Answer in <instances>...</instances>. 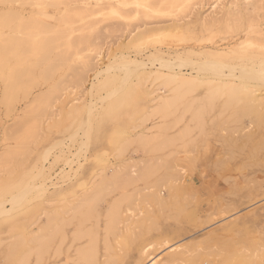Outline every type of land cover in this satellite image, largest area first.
<instances>
[{"label":"rangeland","instance_id":"rangeland-1","mask_svg":"<svg viewBox=\"0 0 264 264\" xmlns=\"http://www.w3.org/2000/svg\"><path fill=\"white\" fill-rule=\"evenodd\" d=\"M71 1L57 7L47 6V15L59 16L66 7H74L76 12L85 7L87 11L89 7V13L92 10V14L83 20L94 23L92 27L96 30L99 27V31H102L98 40L101 41L99 51H83L86 55L92 53L91 57L81 51H69V54L72 53V57H68L70 59L66 58L69 54L62 56L65 58L60 55L64 62H61L62 59H58L59 64L58 60L55 62L62 66L58 69L52 67L49 74L52 77L46 73L48 70H42L45 76H49L44 82V73L39 70L42 66H37L34 71L37 77H34L35 81L32 78L34 84L30 86L32 89L26 87L31 92L28 90L25 93L27 98L22 96V91L24 95L26 89L21 88L19 93L16 92L18 95L15 94L13 98L16 103L11 104V111L10 108L7 110L1 99L5 83L2 81L11 65L15 66V60L12 59L7 68L0 70V158L4 154L12 155V159L9 155L10 160L7 157L0 161V184L6 181L3 185L5 188L0 185V191L4 189L0 197H9L5 202L9 209L13 204L10 196L18 186L16 182L35 180L37 185L23 204L11 209L4 217L0 215V264H151L152 259H157V264H167L169 257L183 248L188 250L186 258L178 255L177 258L181 259L173 264H187L191 258H197L198 264H230L232 260V264L236 260L235 264H245L246 260H241L244 257L248 260L250 258V264H264V81H243V84L237 80L235 84H229L226 83L228 79H217L212 74L197 75L191 65H185L181 71L178 66L174 67L187 77L184 86L179 87V83L173 79H167L166 76L162 78L165 74L155 73L160 67L161 57L174 60L178 54L184 57L189 54L192 59L203 61L217 57L212 55L213 52L219 53L217 50H221L220 53L226 52V57L220 58L227 59L229 65L253 58L255 61L251 63L257 66L264 53V50L257 47H264V0H190L192 6L185 8L182 13L152 11L150 17L149 14L144 17L140 13L131 12V8L136 7L132 0L124 3L119 0H89L86 3ZM151 1L156 4L152 2L156 10L162 9L164 0ZM100 3L103 7H100ZM10 4L0 3V8L5 5L7 9L21 11L24 17L29 18L38 13L39 20L44 18L38 16L39 8L31 3L23 6L20 2ZM112 4H117L115 15L110 14L113 11ZM126 17L128 19H125V23ZM174 17L183 22H177ZM48 18V21L52 20ZM83 20L75 21L76 25L73 23V26L83 24ZM174 21L179 25H174ZM134 28L135 31H144V44L141 41L137 46L129 42V32ZM245 40L251 42L254 48L249 51L229 50ZM57 52L52 57L56 58L57 54L65 51ZM95 54L97 57L90 61H95L96 67L86 70V59H93ZM122 59L135 61L137 65L142 61L145 66L137 67L140 77L136 69L130 73L126 71L119 63ZM82 60H85V64ZM65 62L71 64L74 70L69 69ZM75 72L78 76L81 72L80 79ZM236 73L240 75L238 70ZM113 78L115 80L109 81ZM61 80L65 88H61L62 91L59 89V93L58 88L55 91L54 85ZM122 81H125L123 90L118 88ZM236 82L242 83L244 87L245 96L240 101L228 97L229 86L239 85ZM51 88L57 99L52 107H47L44 117H38L40 121L35 120L41 124L37 132L36 128L31 127L33 119L26 125L24 120L26 122L27 117L32 118L30 114L33 118L39 116H34L39 108H35L37 103L33 99ZM115 89L113 95H107ZM125 93L132 99L127 98ZM175 95L181 99H174ZM169 97L172 100L168 108L158 112L155 107L162 98ZM94 103L95 109L89 119L87 146L82 147V141L86 140L83 132L79 130L78 135L71 136ZM28 109H32L31 112L27 113ZM20 120L25 126H21L24 130L18 129L23 131L19 135L17 128ZM27 128L30 132L26 131ZM144 136L150 140L156 139L144 146L141 140ZM21 138L24 142H20ZM14 150L19 153L17 156ZM176 160L187 170L185 181L176 180L175 173L179 169L174 166ZM133 169L134 172L144 169L145 176L130 178L128 174ZM116 170H119L116 183L109 185L108 181L103 182L104 178L109 179ZM21 177L26 181H21ZM38 184H44L43 189H37ZM112 209L117 213H113ZM113 218L117 219L116 223H112ZM109 223L113 224V231L108 230ZM54 224L62 228L57 226L56 229ZM53 228L56 235L53 234ZM59 234L62 241H59ZM42 236L46 245L37 241V237ZM47 236L52 237L51 241ZM94 238H97L96 255L85 260L80 250L85 246L90 249V241ZM143 249H148L151 256L143 255ZM237 252L243 256L235 257Z\"/></svg>","mask_w":264,"mask_h":264},{"label":"bare ground","instance_id":"bare-ground-1","mask_svg":"<svg viewBox=\"0 0 264 264\" xmlns=\"http://www.w3.org/2000/svg\"><path fill=\"white\" fill-rule=\"evenodd\" d=\"M66 1V0H65ZM65 1L64 0H0V3H3V4H5V3H8L9 2V4L10 3H12V2H20V5L21 6H23L25 3H31L30 5H35V6H37L38 8H39V17L40 18H42L41 16H44V18L45 17H49L50 19H52L53 21H55V22H51L50 20L48 21L47 20V18H46V21H44V18H43V20H39V18L37 17V14L38 13H36L35 15L36 16H31L30 15V17L28 18V17H24V15L22 14V12L21 11H18V12H15L13 9H7L6 7H4L5 5H3V7H1L0 8V70H2V69H5V68H7L9 65H8V63L13 59V60H15V62L13 63V64H15V66H13V65H11L10 67L11 68H9L8 69V72H7V75H6V77L4 78V80L2 81V79L0 80V81H2V83L3 82H5L4 83V90H3V97L1 98V99H3V102H4V104H5V107L7 108V110H8V108H10L9 109V111H11L12 109H13V106H12V109H11V104L13 105V101H15V100H13V98H15V94H17L18 95V91H20V89L22 88V89H26V87L28 88H30V89H32L30 86L32 85L33 86V82H32V78L34 79V77H35V75H34V71H35V69L37 68V66H42V69H39L40 71H44L45 69L46 70H48L46 73H48V75L50 74V71H51V69H52V67H57V69L59 68V66H62L61 64L58 66L55 62H57V60L58 59H62V58H65V57H62V56H64V55H66V54H69L68 52L69 51H77V53H79V51H81V52H83V51H99L100 49H101V47H99V43L101 42H99L98 40L101 38V32L102 31H99V27H97V30L94 28V27H92V25L94 24H92L90 21H87V22H85V20H83L84 18H86L87 16H89L90 15V13L92 14V10H90L91 12L89 13V7L87 8L88 10V12L86 11V10H84L85 8L83 7V5H81V7H83L84 9H81V8H79V10L76 12V10H74V7H72L71 9H68V7H66V9H64V11H62V12H60L59 13V16H49V15H47V13H46V7L47 6H49L50 7V5L53 7V6H55V7H57V6H59L60 4L61 5H65L66 3H68L69 1L72 3V1L71 0H69L68 2H66L65 3ZM74 1V0H73ZM82 3H86L87 1H89V0H80ZM99 1V0H98ZM120 1V3H124V1H131V0H119ZM151 0H132L131 2H134L135 3V5H136V7H134V8H131L132 10H130L131 12H136V13H140V15L142 14V15H144V17L146 16L147 17V15L150 13V12H152V11H156V12H162V11H165V12H167V11H171V12H168V13H172V12H177V13H182V11H184V9L185 8H187V7H189L190 5L192 6V4H191V2L192 1H190V0H164V2L162 3V5H163V7H162V9H159V10H156L154 7H152V5H153V1H151ZM64 2V3H63ZM69 2V3H70ZM153 2V3H152ZM156 2V1H155ZM102 3H104V2H102ZM101 4V3H100ZM100 4H99V6H100ZM106 4V3H105ZM108 4H110V3H108ZM155 4V3H154ZM160 4V3H159ZM158 4V5H159ZM8 5V4H7ZM11 5V4H10ZM25 5H27V4H25ZM69 5V4H68ZM104 5V4H103ZM116 5L117 4H115V6L112 4V10L113 11H111V13L110 14H116L117 13V11H115L114 9L116 8ZM156 5V4H155ZM97 6V5H96ZM105 6V5H104ZM109 7H110V5H108ZM126 6H128V5H126ZM37 7H35V8H37ZM100 7H103L102 6V4H101V6ZM108 7V8H109ZM117 7H119V6H117ZM132 7V6H131ZM157 7V6H156ZM119 8H121V7H119ZM158 8V7H157ZM190 8H192V7H190ZM48 9V8H47ZM57 9V8H56ZM76 9V8H75ZM102 9V8H101ZM107 9V8H106ZM105 8H104V10H106ZM122 9V8H121ZM130 9V8H129ZM189 9V8H188ZM73 10V11H72ZM84 10V11H83ZM108 10V9H107ZM123 10V9H122ZM187 10V9H186ZM33 11H34V9H33ZM99 11V10H98ZM127 11H129V10H127ZM126 12V11H125ZM95 13V12H94ZM106 13V12H105ZM121 13H122V11H121ZM167 13V14H168ZM31 14H33V13H31ZM107 14V13H106ZM124 14V13H123ZM127 14V13H126ZM166 14V15H167ZM176 14V13H175ZM192 14V13H191ZM132 15V14H131ZM136 15H138V14H136ZM150 15L151 14H149V16L148 17H150ZM128 16H130V15H128ZM140 17V16H139ZM48 18V19H49ZM112 18V17H111ZM137 19H138V17H136ZM142 18V17H141ZM175 18V20H176V18L177 17H174ZM187 18V17H186ZM89 18H87V20H88ZM119 19V18H118ZM123 19V18H122ZM125 19H128L127 17L126 18H124V20ZM77 20H83L84 22H82L83 24H81V23H79L78 24V26H75L76 25V22L75 21H77ZM99 20V19H98ZM132 20V19H131ZM182 19H180V18H177V22L178 21H181ZM176 21H174V25H176V26H178L179 24H177L176 23ZM77 22H79V21H77ZM127 22V20H125V23ZM181 22H183V21H181ZM70 24V25H67V24ZM73 23H75V25L73 26ZM158 23V22H157ZM124 24V23H123ZM95 25V24H94ZM116 27V26H115ZM128 27V26H127ZM140 27V26H139ZM138 27V28H139ZM185 27V26H184ZM124 28V27H123ZM175 28V27H174ZM173 29V28H172ZM239 29V28H238ZM136 30V28H134V29H131V31L129 32V37H128V39H129V42H131V44H133V45H137L138 46V44L141 42V41H143V38H144V31H135ZM155 36V35H154ZM156 36H158V35H156ZM213 36V35H212ZM146 38V37H145ZM160 38V37H159ZM146 40V39H145ZM210 40H211V37H210ZM148 41V40H147ZM213 41V40H212ZM150 43V42H149ZM160 43V42H159ZM212 43V42H211ZM252 43H254V42H252ZM142 44V43H141ZM143 44H144V41H143ZM155 44V43H154ZM156 44H157V42H156ZM236 44V43H235ZM237 45V46H236ZM234 47H230L229 48V50L230 51H237V50H243V51H249V50H251V48H254L253 46H252V44H251V42H249L248 40H245V41H243L242 43H237ZM259 49H262V51L264 50V47H262L261 48V46L260 45H258L257 46ZM255 48H256V45H255ZM225 49V48H224ZM55 51H65L64 53H61L60 52V54H57V57L55 58V56L54 57H52L53 55V53L55 52ZM158 51H161L162 52V50H159L158 49ZM178 51V50H177ZM217 51H219V53H215V52H213L212 53V55H215V56H217V57H210L209 59H205V60H194V59H192L191 57H189V54H188V56L187 57H184V56H182L181 54L179 55H177L176 57H175V59L174 60H172V59H168V58H164V57H161L160 58V60H159V64H160V67L155 71V73H157V74H161V75H164V76H162V78H164L165 76L167 77V79L169 78V79H173L174 81H176V82H178L179 83V87L181 86L182 87V85L184 86V84L187 82V77L185 76V74H183L182 72L180 73L179 71H181V67L182 66H185V65H191V69H193V70H195V72L197 73V75L198 74H201V73H207V74H212V75H214V76H216V78L217 77H219L220 79H228V82H226V83H234L235 84V81H237V80H240V81H242V83H243V81L244 82H247V81H264V53H262L261 55V57H260V60L258 61L259 63H257L258 65L256 66L255 64H252L251 62L253 61H255V59L253 60V58H247V60L246 61H243V62H241V63H234L233 65H229L228 64V61H227V59L225 60V59H223V58H220V57H226V55H224L226 52L224 51V52H221L220 53V51L221 50H217ZM223 51V50H222ZM57 52V53H58ZM239 52V51H238ZM66 53V54H65ZM84 53V52H83ZM163 53V52H162ZM190 53V52H189ZM211 53V52H210ZM241 53V52H240ZM72 53L70 52V54L69 55H67L66 56V58H68V57H70V55H71ZM85 54V53H84ZM87 54V53H86ZM85 54V55H86ZM90 54V53H89ZM92 54V53H91ZM90 54V55H91ZM196 54V53H195ZM200 54V56H201V52L199 53ZM206 54V53H205ZM234 54H238V53H234ZM233 54V55H234ZM247 53H245V55H246ZM59 55V56H58ZM60 55H61V57H60ZM80 55V54H79ZM84 55V56H85ZM90 55H86V56H89V57H91ZM96 56L95 57H93V59H86V61L87 62H85V60L83 61L82 60V62H83V64H85L86 63V70H87V68H88V70L89 69H91V67L92 68H94V67H96V65H97V63H95V61H94V63H93V61H92V63H91V61L90 60H94L96 57H97V54H95ZM211 55V56H212ZM232 55V56H233ZM242 55H244L243 53H242ZM191 56V55H190ZM208 56H210V54L208 55ZM231 56V55H230ZM237 56V55H236ZM235 56V57H236ZM238 56H240V55H238ZM247 56V55H246ZM245 56V57H246ZM71 57H72V55H71ZM74 57V56H73ZM81 57V56H80ZM228 57H229V55H228ZM227 57V58H228ZM234 57V56H233ZM243 57V56H242ZM32 58H35L34 59V61L33 62H31V59ZM54 58V59H53ZM75 58V57H74ZM73 58V59H74ZM77 58H78V56H77ZM84 58V57H83ZM86 58H88V57H86ZM201 58H202V56H201ZM206 58V57H205ZM68 59H70V58H68ZM72 59V58H71ZM60 60H58V64L60 63ZM64 59H62V63L64 62L63 61ZM76 60V59H75ZM75 60H73V61H75ZM79 60H81V59H79ZM229 60H230V58H229ZM71 60H67V62H70ZM250 61V62H249ZM85 62V63H84ZM81 63V62H80ZM91 63V64H90ZM122 66H123V68L126 70V71H132L133 69H136L137 70V75L139 76V72H138V69H137V67L139 68V65H141V66H145L144 65V63L141 61H139L138 62V64L139 65H137V62H135V61H128V60H126V59H122L120 62H119ZM55 64V65H54ZM65 64H66V62H65ZM65 64H63V66L65 65ZM67 66L69 65V64H66ZM71 65V64H70ZM70 65H69V69H71V67H70ZM175 66H178L180 69H179V71H177L174 67ZM48 68V69H47ZM85 68V67H84ZM53 69H55L56 71H57V69L56 68H53ZM62 69V68H61ZM60 69V70H61ZM72 69H73V67H72ZM71 69V70H72ZM145 69V68H144ZM143 69V70H144ZM45 70V71H46ZM54 70V71H55ZM74 70V69H73ZM136 70H134V72L136 71ZM236 70H238V72L240 73V75H238L237 73H236ZM37 71V70H36ZM42 71V74H39V76L40 75H42V76H44V80L42 81V82H44V81H47L48 79H49V76H51V75H49L48 77L47 76H45L46 74H45V72H43ZM4 72V71H3ZM6 72V71H5ZM83 72V71H82ZM141 72H142V70H141ZM140 72V73H141ZM165 72H167V73H165ZM2 73V72H1ZM41 73V72H40ZM76 73V72H75ZM87 73V72H86ZM130 73V72H129ZM135 73V74H136ZM149 73H151V72H149ZM154 73V72H153ZM192 73V72H191ZM3 74V73H2ZM53 74V73H52ZM98 75L100 74V73H97ZM126 74V73H125ZM143 74H144V72H143ZM76 75H77V73H76ZM80 76H81V72H80V74H79ZM98 75H96V77H98ZM197 75H195V76H197ZM211 75V76H212ZM78 76V75H77ZM76 76V77H77ZM80 76H78V78L80 77ZM191 76V75H190ZM210 76V77H211ZM37 77V76H36ZM35 77V78H36ZM52 77V76H51ZM55 77V76H54ZM58 77V76H57ZM84 77V76H83ZM91 77V76H90ZM119 77V76H118ZM140 77V76H139ZM149 77V76H148ZM154 77H155V75H154ZM161 77V76H160ZM159 77V78H160ZM209 77V78H210ZM38 78H40V77H38ZM37 78V79H38ZM74 78V77H73ZM78 78H76L75 80H77ZM81 78V77H80ZM79 78V79H80ZM85 78V77H84ZM87 78L88 77H86V80H87ZM125 78H126V76H125ZM143 78V77H142ZM51 79V78H50ZM72 79V78H71ZM140 79V78H139ZM191 79H193V78H191ZM197 79V78H196ZM214 79V78H213ZM218 79V78H217ZM217 79H216V81H217ZM41 80V79H40ZM75 80H74V82H75ZM112 80H115V78H113V79H111V80H109V81H111L112 82ZM141 80V79H140ZM143 80V79H142ZM156 80V79H155ZM154 80V81H155ZM200 80V79H199ZM205 80V79H204ZM34 81H35V79H34ZM54 81V80H53ZM56 81V80H55ZM59 81V80H58ZM72 81V80H71ZM83 81V80H82ZM126 81V80H125ZM125 81L123 82H119V83H121L119 86H118V88L119 89H122L123 88V86L125 85ZM201 81H203V80H201ZM215 81V80H214ZM40 82V81H39ZM61 82H62V84H63V81L61 80L58 84L57 83H55V85H54V87L56 86V89H55V91L57 90V88H58V90H57V92L59 91V89L61 90V88H65V86H63L62 84H61ZM213 82V81H212ZM51 83V82H50ZM106 83H108V82H106ZM237 83V82H236ZM242 83L240 84V83H237V84H239V85H232V86H229L230 87V89H229V96L228 97H230L229 99L230 100H238V101H240V100H243L244 98V96H245V94H244V87H243V85H242ZM36 85H38V83H35ZM52 85H53V83H51ZM57 84V85H56ZM67 84V83H66ZM167 83H165V85H166ZM223 84V83H222ZM244 84V83H243ZM248 84V83H247ZM246 84V85H247ZM35 85V86H36ZM41 85H42V83H41ZM50 85V84H49ZM65 85V84H64ZM113 85V84H112ZM169 85V84H168ZM171 85V84H170ZM177 85V84H176ZM175 85V86H176ZM224 85V84H223ZM245 85V86H246ZM252 85V84H251ZM34 86V87H35ZM1 87H2V84H1ZM126 87V86H125ZM48 88H50V87H48ZM47 88V89H48ZM117 88V89H118ZM173 88V87H172ZM255 88V87H254ZM1 89V88H0ZM114 89V88H113ZM117 89H115V90H112V92L110 93L109 92V94H107V95H113L114 94V92L117 90ZM174 89V88H173ZM227 89V88H226ZM249 89V88H248ZM29 89H26V91L24 92V95H23V91H22V96L24 97L25 96V98H27V96L25 95V93L28 91ZM123 90V89H122ZM178 90H179V88H178ZM251 90V89H250ZM62 91V90H61ZM119 91H121V90H119ZM125 91V90H124ZM172 91V90H171ZM170 91V92H171ZM16 92H18V93H16ZM28 92H31L30 90L28 91ZM54 89L52 90V88H51V90H47V91H44V92H41V93H39V95L37 94V96H35V100L33 99V101H35V103H37L36 105L34 104V106H36L35 108H39L38 110H36L35 111V109H34V111L36 112V114L34 115V116H37V115H39V116H37V118L35 117V118H33V116H31V114H30V117H32V118H29V117H27V119H26V115L24 116L25 118L24 119H26V122H25V120H24V123H25V125L27 124V122L28 123H30V121L33 119L34 121H33V123H31V127L32 128H36L37 129V132H38V129L39 128H41L40 127V122H36L35 120H39V118L38 117H44V115H45V113L47 112V110H48V108L47 107H52V105H53V102L57 99L56 98V96H53L54 95ZM57 92H55L56 94H57V96H58V93ZM127 92H131L130 90L128 91L127 90ZM21 93V92H20ZM59 93H60V91H59ZM119 93H121V92H119ZM123 93V92H122ZM226 93V92H225ZM252 93V92H251ZM254 93V92H253ZM256 93H257V89H256ZM124 94V93H123ZM126 94V93H125ZM132 94H133V92H132ZM183 94V93H182ZM181 94V95H182ZM228 94V93H227ZM243 94V95H242ZM129 95H131V93H129ZM61 96V95H60ZM124 96V95H123ZM123 96H122V98H123ZM126 96H127V94H126ZM125 96V97H126ZM166 97H167V95H165ZM28 97H29V95H28ZM59 97V96H58ZM131 97V96H130ZM129 96H127V98H130ZM160 97V96H159ZM180 96L179 95H175V97H174V99H177V98H179ZM261 97V96H260ZM17 98H18V96H17ZM55 98V99H54ZM60 98V97H59ZM161 98V97H160ZM170 98V97H169ZM166 99V98H162V100H161V102L157 105V107H155V108H157L158 109V112H162V111H164L165 110V108H168L167 107V105L168 104H170V101L172 100L171 98L170 99ZM184 97L182 96V99H183ZM263 98V97H262ZM21 99H22V97H21ZM131 99H132V97H131ZM179 99H181V98H179ZM229 99H227V100H229ZM253 99V98H252ZM264 99V98H263ZM118 100V99H117ZM125 100V99H124ZM124 100H123V102H124ZM130 100V99H129ZM158 100H160V99H158ZM226 100V101H227ZM256 100H257V98H256ZM260 100V99H259ZM19 101V100H18ZM79 101V100H78ZM126 101V100H125ZM128 101V100H127ZM181 101V100H180ZM258 101V100H257ZM132 102V101H131ZM173 102H174V100H173ZM227 102H230V101H227ZM262 102V101H261ZM16 103V102H15ZM15 103H14V105H15ZM125 103V102H124ZM129 103H130V101H129ZM237 102H235V104H236ZM247 103V102H246ZM111 104V103H110ZM113 104V103H112ZM117 104V103H116ZM227 104V103H226ZM118 105V104H117ZM123 106H124V104H122ZM8 106V107H7ZM75 106V105H74ZM122 106V107H123ZM131 106V105H130ZM170 106V105H169ZM171 106L173 107L174 105H172L171 104ZM224 106H225V104H224ZM258 106H260V104L258 105ZM76 107H77V105H76ZM95 107V103H94V105L93 106H91L90 108H89V110H88V112L86 113V115H85V119H83L82 121H81V123H80V125L78 124V127H77V130H76V132L71 136V137H74L75 135H78V131L79 130H81L82 132H83V137L84 138H86V140H84V141H82V147H83V145L84 146H87V142H88V138H89V131H90V125H89V119H90V115H91V113H92V111H93V108ZM235 107V106H234ZM32 108H34V107H32ZM40 108H44V109H40ZM124 108V107H123ZM183 108V107H182ZM239 108V107H238ZM260 108V107H259ZM95 109V108H94ZM261 109V108H260ZM32 110V109H31ZM31 110H27V113H28V111H30L31 112ZM41 110V112H39ZM167 110V109H166ZM188 110V109H187ZM198 110V109H197ZM123 111V110H122ZM256 111V110H255ZM29 112V113H30ZM71 112H72V110H71ZM119 112V111H118ZM153 112V111H152ZM154 112H156V110L154 111ZM195 112V111H194ZM236 112V111H235ZM261 112V111H260ZM26 113V112H25ZM41 113V114H40ZM159 113V114H160ZM199 112L197 111V114H198ZM263 114H264V112H262ZM34 114V113H33ZM32 114V115H33ZM69 114H70V111H69ZM9 115V114H8ZM122 115H124V113L122 114ZM10 116V115H9ZM195 116V115H194ZM47 117V116H46ZM49 117V116H48ZM157 117V116H156ZM198 117V115L196 116V118ZM229 117V116H228ZM164 118H165V116H164ZM194 118V117H193ZM241 118V117H240ZM28 120V121H27ZM161 120H163V117H162V119ZM40 121V120H39ZM258 122H259V120H257ZM23 121H21L20 120V123H19V126H18V128H17V132L19 133V135L23 132H21L20 130L18 131V129L20 128L21 130L24 128V126L25 125H22L23 123H22ZM161 123V122H160ZM164 124V123H163ZM261 124V123H260ZM160 125V124H159ZM203 125V124H202ZM201 125V126H202ZM23 128H22V127ZM66 126V125H65ZM158 126V125H157ZM190 126V125H189ZM29 127V126H28ZM30 127V128H31ZM197 127V126H196ZM29 128V129H30ZM31 128V129H32ZM64 128V127H63ZM66 128H67V126H66ZM153 128V127H152ZM186 128V127H185ZM70 129V128H69ZM149 129H151V128H149ZM161 129V128H160ZM24 130V129H23ZM28 130V128L26 129V131ZM26 131H25V134H26ZM29 131V130H28ZM185 131H187L186 129H185ZM201 131V130H200ZM21 132V133H20ZM30 132V131H29ZM33 132V131H32ZM37 132L35 131V135L37 134ZM159 133V132H158ZM192 132H190L189 134H191ZM30 134V133H29ZM187 134V133H186ZM189 134H187V135H189ZM27 135V137L29 136L28 134H26ZM25 135V136H26ZM157 135V134H156ZM12 136V135H11ZM18 136V135H17ZM31 136H33V134H31ZM30 136V137H31ZM38 136V135H37ZM37 136H36V139H37ZM153 136V135H152ZM184 136H185V134H184ZM21 137V136H20ZM19 137V138H20ZM39 137V136H38ZM137 137V136H136ZM155 137V136H154ZM156 137H158V136H156ZM18 138V137H17ZM23 138H24V136H23ZM34 138V137H33ZM174 138V137H173ZM156 138H154V140H155ZM185 139V138H184ZM26 140V139H25ZM35 140V139H34ZM39 140V139H38ZM142 140V142H143V144H144V146H146V145H148L150 142H151V140L149 139V138H146L145 136L143 137V139H141ZM140 140V141H141ZM154 140H152L153 142H154ZM159 140V139H158ZM183 140V139H182ZM21 141H23L22 140V138H21V140H20V142ZM24 142V141H23ZM141 143V142H140ZM169 143V142H168ZM185 143V142H184ZM19 144V143H18ZM36 144V143H35ZM161 144H163V143H161ZM186 144V143H185ZM184 144V145H185ZM157 145H155V147H156ZM160 146V145H159ZM82 147H79V148H82ZM159 148V147H158ZM83 149V148H82ZM151 149H154V148H151ZM80 150V149H79ZM12 151V150H11ZM15 152L17 151V150H14ZM82 151V150H81ZM9 152V151H8ZM21 152V151H20ZM23 153V152H22ZM61 153V152H60ZM187 153V152H186ZM13 154V153H12ZM17 154H19L18 152H16V156H17ZM179 154V153H178ZM9 155H11V154H9ZM9 155L8 154H6V156H5V154H4V156H2L1 155V158H0V161L2 162L3 160H6L7 159V157L9 158ZM15 156V155H14ZM168 156V155H167ZM170 156H171V154H170ZM169 156V157H170ZM195 156V155H194ZM11 159H12V155H11V157H10ZM10 158H9V160H10ZM146 158V157H145ZM168 158V157H167ZM1 159H3V160H1ZM153 160V159H152ZM160 160V159H159ZM161 161V160H160ZM166 161H167V159H166ZM4 164V163H3ZM163 163H161V165H162ZM188 164V163H187ZM2 165V164H1ZM160 165V164H159ZM139 166V165H138ZM174 166L175 167H177V168H179L178 169V172H177V174L175 173V176H176V180H177V182H179V181H185L186 180V171L187 170H185V168L184 167H182L181 166V164L179 163V161L178 160H176L175 162H174ZM1 167V166H0ZM4 167H5V164H4ZM7 168H8V166H6ZM9 167H10V165H9ZM135 167V166H134ZM156 167V166H155ZM154 167V168H155ZM2 168V167H1ZM139 168H141L140 166H139ZM41 169V168H40ZM157 169H158V167H157ZM175 169V168H174ZM6 170V169H5ZM132 170V169H131ZM144 170V169H143ZM143 170L141 169V170H139V169H137V172H134V169H133V171H131V173L129 172V174H128V176L130 177V178H141V177H144L145 176V174H144V172H143ZM127 171V170H126ZM118 172H119V170H116L114 173L115 174H113L111 177H109V179L107 178H104L103 179V182H105V181H108L109 182V185L113 182V184L114 183H116V181L117 180H119V176L117 175L118 174ZM147 172V171H146ZM0 173H2V172H0ZM134 173H136V175L134 174ZM153 174V173H152ZM172 174V173H171ZM170 174V175H171ZM31 176V175H30ZM30 176H28L29 178H30ZM38 176V175H37ZM147 176V175H146ZM23 177V176H22ZM21 177V178H22ZM24 177H27V175H24ZM128 177V178H129ZM172 177V176H171ZM39 178V177H38ZM126 179H127V177H125ZM165 177H163V179H164ZM173 178V177H172ZM169 179V178H168ZM185 179V180H184ZM22 180H24V178H22L21 179V181ZM28 180V179H27ZM175 180V179H174ZM10 181V180H9ZM13 181V180H12ZM15 181V180H14ZM24 181H26V180H24ZM163 182L165 181V180H162ZM6 182V181H5ZM5 182H4V184H5ZM19 183H17L16 182V184H18V186L16 187V191L14 192V193H12V195L10 196V201H12V206H11V208H9V209H7L6 208V206H5V202L7 201V199L9 198H3V196L2 197H0V215H3V217H4V215L5 214H7V213H9L10 211H11V209H13V208H15L16 206L18 207V205H21V203L23 204V201H24V199L28 196V194H30L31 192H32V190H33V188L34 187H37V185H36V183H35V180H31V181H29V182H26V183H23V182H20V180L18 181ZM168 182V181H167ZM8 183V182H7ZM11 183V182H10ZM13 183H15V182H13ZM3 184V185H4ZM155 184H157V182L155 183ZM154 184V185H155ZM159 184V183H158ZM179 184V183H178ZM1 186H3L2 184H0ZM6 185H9V184H6ZM15 185V184H14ZM39 185V187L37 188V189H40L41 190V188L43 189V187H44V184H38ZM153 185V186H154ZM181 185V184H180ZM114 186V185H113ZM152 186V185H151ZM185 186V185H184ZM4 187V186H3ZM167 187V186H166ZM5 188V187H4ZM13 187H11V188H8L9 190L10 189H12ZM97 188V187H96ZM172 188V187H171ZM174 188H176V187H174ZM180 188V187H179ZM1 189V188H0ZM7 189V188H6ZM7 189V190H8ZM36 189V190H37ZM2 190H4V189H2ZM0 191L1 193L3 192V191ZM8 190V191H9ZM176 190H177V188L175 189V192H176ZM183 190V189H182ZM229 190V189H228ZM258 190V189H257ZM8 191H5V192H8ZM46 191V190H45ZM111 191V190H110ZM142 191V190H141ZM260 191V190H259ZM184 192V191H183ZM223 192V191H222ZM258 192V191H257ZM41 193V192H40ZM177 193V192H176ZM7 194V193H6ZM251 194H252V190H251ZM40 195V194H39ZM158 195V194H157ZM175 195V194H174ZM122 196V195H121ZM127 196V195H126ZM160 196V195H159ZM158 196V197H159ZM162 196V195H161ZM249 196V195H248ZM253 196V195H252ZM126 198V197H125ZM175 198V197H174ZM248 198H250V197H248ZM159 199H163V198H160L159 197ZM158 199V200H159ZM27 200V199H26ZM39 200V199H38ZM9 202V201H8ZM159 202H160V200H159ZM165 202V201H164ZM10 203V202H9ZM90 202H88V205H90L91 206V204H89ZM160 203H162V202H160ZM87 205V204H86ZM224 205V204H223ZM24 206V205H23ZM79 206H82V205H79ZM116 206V205H115ZM114 208V207H113ZM60 209V208H59ZM90 209V208H89ZM88 209V210H89ZM116 209V208H115ZM119 209H121V208H119ZM235 209V208H234ZM233 209V210H234ZM43 210V209H42ZM116 210H118V209H116ZM52 211V210H51ZM66 211V210H65ZM112 211H113V213H115L116 211H114V209H112ZM119 211V210H118ZM54 212H56V211H54ZM92 212V211H91ZM60 213V212H59ZM107 213V212H106ZM117 213V212H116ZM12 214V213H11ZM46 214V213H45ZM108 214V213H107ZM106 214V215H107ZM8 215V214H7ZM14 215V214H13ZM55 215V214H54ZM67 215V214H66ZM100 215V214H99ZM9 216H11V215H9ZM92 216V215H91ZM113 217H114V215H112ZM8 217V216H7ZM90 217V216H89ZM106 217V216H105ZM10 218V217H9ZM39 218V217H38ZM216 218V217H215ZM63 219V218H62ZM85 219V218H84ZM217 219V218H216ZM8 220V219H7ZM71 220V219H70ZM115 221V223L117 222V219H112V223ZM58 222V221H57ZM56 222V223H57ZM112 223H109L108 224V226H107V228H108V230L109 231H113L114 230V226H113V224ZM35 224H36V222H35ZM51 225V224H50ZM55 226H56V224H54ZM53 225V226H54ZM62 225V224H61ZM119 225H121V224H119ZM53 226H51V227H53ZM57 226H58V224H57ZM57 226H56V229H57ZM58 227H61V226H58ZM62 228V227H61ZM61 228H59V230L60 231H62L61 230ZM128 228V227H127ZM50 229V228H49ZM51 230V229H50ZM87 230V229H86ZM49 231V230H48ZM53 231H54V228H53ZM53 231H51V232H53ZM81 231V230H80ZM57 232V231H56ZM63 232V231H62ZM61 232V233H62ZM40 233V232H39ZM80 233V232H79ZM46 234H47V232H46ZM53 234H55V231H54V233ZM53 234H52V237H53ZM86 234V233H85ZM40 234H38V236H39ZM43 235V234H42ZM51 235V234H50ZM56 235V234H55ZM54 235V236H55ZM60 235V239H59V241L62 239L61 238V234H59ZM65 235V234H64ZM76 235V234H75ZM77 236V235H76ZM83 236V235H82ZM24 237V236H23ZM50 237V236H49ZM52 237L51 238H48V236H47V238L50 240V239H52ZM62 237H63V235H62ZM73 237H75V236H73ZM79 237V236H78ZM31 238H32V236H31ZM43 236L42 237H37V241H38V243H42V242H44L45 243V239L43 238ZM55 238H53V240H54ZM64 239V238H63ZM92 239V238H91ZM95 239L97 240V238H94L92 241H90V242H92V245H91V247H90V249H88V247L87 246H85V247H83L81 250H80V253H81V255L83 256V258L85 259V260H87V259H90V258H93L94 257V254H95V245H96V241H95ZM22 240V239H21ZM256 240V239H255ZM15 241H19V240H15ZM31 241V240H30ZM51 241V240H50ZM62 241V240H61ZM23 242H25V241H23ZM33 242V241H32ZM48 242V241H47ZM22 243V242H21ZM61 243V242H60ZM28 244V243H27ZM43 244V243H42ZM42 244H40V248L42 247L41 245ZM91 244V243H90ZM39 245V244H38ZM37 245V246H38ZM45 245H46V243H45ZM106 245V244H105ZM227 245V244H226ZM230 245V244H229ZM228 245V246H229ZM34 246V245H33ZM87 247V248H86ZM97 247V246H96ZM182 248V247H181ZM230 248V247H229ZM262 248H264V247H262ZM35 249V248H34ZM37 249V252H38V255H40L39 254V246L36 248ZM97 249V248H96ZM109 249V248H108ZM228 249V248H227ZM8 250V249H7ZM30 250V249H29ZM28 250V251H29ZM230 250V249H229ZM234 250H236V249H234ZM20 251V250H19ZM25 251V250H24ZM262 251H263V249H262ZM30 252V251H29ZM41 252V251H40ZM142 254L143 255H145V256H151V254H149L148 253V249H143L142 251ZM174 252V251H173ZM229 252V251H228ZM244 252H245V250H244ZM243 252V253H244ZM14 253V252H13ZM12 253V254H13ZM18 253V252H17ZM21 253V252H20ZM187 253H188V250H186V249H181V250H179V251H177L176 253H172L173 255L172 256H170L169 257V262H167V264H173L175 261H177V260H179V259H181V258H177L178 257V255L179 256H183L184 255V257L187 255ZM217 253H218V251H217ZM230 253V252H229ZM233 253H234V251H233ZM239 252H237V254L236 255H234L235 257H237L238 255V257H240V256H243L242 254H241V252H240V254H238ZM250 253H251V251H250ZM258 253V252H257ZM7 254V253H6ZM10 254V253H9ZM78 254V253H77ZM186 254V255H185ZM190 254V253H189ZM19 255V254H18ZM80 255V254H79ZM96 255V254H95ZM170 255V254H169ZM217 255H219V254H217ZM216 255V256H217ZM224 255V254H223ZM260 255V254H259ZM258 255V256H259ZM144 256V257H145ZM208 256V255H207ZM215 256V257H216ZM255 256H257V254H255ZM12 257H13V255H12ZM111 257V256H110ZM167 257V256H166ZM230 257V256H229ZM254 257V256H253ZM19 258H20V256H19ZM83 258H81V259H83ZM183 258V257H182ZM186 258V257H185ZM246 258V259H245ZM256 258V257H255ZM17 259V258H16ZM29 259V258H28ZM197 258H194V259H190V260H186L187 261V264H198V259L196 260ZM226 259H227V257H226ZM230 259H231V257H230ZM234 260H235V258H233ZM228 260V259H227ZM232 260V259H231ZM241 260H243L244 262H245V260H246V262H245V264H250V258H249V260L247 259V257H244V258H242ZM261 260V259H260ZM263 260V259H262ZM261 260V261H262ZM165 261V260H164ZM168 261V260H167ZM214 261V260H213ZM233 261V260H232ZM230 262V260H229V262H230V264H232L233 262ZM237 261V260H236ZM235 261V262H236ZM242 261V262H243ZM256 261V260H255ZM254 261V262H255ZM24 262H26V261H24ZM115 262V261H114ZM179 262V261H178ZM235 262H234V264H235ZM166 263V262H165ZM25 264V263H24ZM151 264H157V259L156 260H154V259H152V262H151ZM186 264V263H185ZM203 264V263H202ZM241 264H244V263H241ZM251 264H253V263H251ZM255 264V263H254Z\"/></svg>","mask_w":264,"mask_h":264}]
</instances>
